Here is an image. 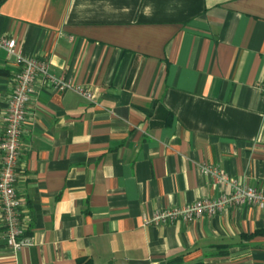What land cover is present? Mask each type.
Instances as JSON below:
<instances>
[{"label":"crops","instance_id":"1","mask_svg":"<svg viewBox=\"0 0 264 264\" xmlns=\"http://www.w3.org/2000/svg\"><path fill=\"white\" fill-rule=\"evenodd\" d=\"M0 38L92 95L36 86L15 187L32 244L0 222V264H264V207L146 223L229 192L203 165L264 187V0H0ZM17 70L0 48V140Z\"/></svg>","mask_w":264,"mask_h":264},{"label":"built area","instance_id":"2","mask_svg":"<svg viewBox=\"0 0 264 264\" xmlns=\"http://www.w3.org/2000/svg\"><path fill=\"white\" fill-rule=\"evenodd\" d=\"M0 48L7 55L14 57L18 70L12 80V93L8 107L2 117L5 132L0 140L1 167H0V222L4 229L6 246L16 252L24 246H30L31 241L25 237L26 225L21 219L20 209L22 200L16 192L18 180V160L23 150V126L27 120V107L36 92V86L42 85L55 91L73 90L86 100L92 101L88 89L73 86L63 77L50 73L48 63L34 57L21 56L16 52L14 39L0 38ZM264 95V84L259 86ZM202 170L210 173L217 184L229 187V192H223L213 198H201L190 204L164 208L155 211L146 223L161 225L177 221L190 222L204 215L211 216L228 207L249 205L258 208L264 207V187H252L231 179L217 167L201 166Z\"/></svg>","mask_w":264,"mask_h":264},{"label":"trees","instance_id":"3","mask_svg":"<svg viewBox=\"0 0 264 264\" xmlns=\"http://www.w3.org/2000/svg\"><path fill=\"white\" fill-rule=\"evenodd\" d=\"M182 261L181 257H177L173 260L168 261V264H184ZM198 264H202V263H198Z\"/></svg>","mask_w":264,"mask_h":264},{"label":"water","instance_id":"4","mask_svg":"<svg viewBox=\"0 0 264 264\" xmlns=\"http://www.w3.org/2000/svg\"><path fill=\"white\" fill-rule=\"evenodd\" d=\"M125 264H149V263L146 262V261H141V262L128 261V262H126Z\"/></svg>","mask_w":264,"mask_h":264}]
</instances>
